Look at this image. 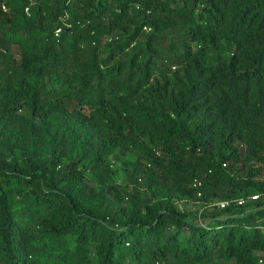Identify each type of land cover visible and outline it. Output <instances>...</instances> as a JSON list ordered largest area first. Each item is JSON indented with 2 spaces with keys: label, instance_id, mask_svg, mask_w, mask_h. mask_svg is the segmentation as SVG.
<instances>
[{
  "label": "trees",
  "instance_id": "obj_1",
  "mask_svg": "<svg viewBox=\"0 0 264 264\" xmlns=\"http://www.w3.org/2000/svg\"><path fill=\"white\" fill-rule=\"evenodd\" d=\"M0 4V264H256L264 0ZM35 120L45 139L18 163ZM115 153L137 157L120 189ZM181 201L208 209L207 222L177 212Z\"/></svg>",
  "mask_w": 264,
  "mask_h": 264
},
{
  "label": "rangeland",
  "instance_id": "obj_2",
  "mask_svg": "<svg viewBox=\"0 0 264 264\" xmlns=\"http://www.w3.org/2000/svg\"><path fill=\"white\" fill-rule=\"evenodd\" d=\"M144 32L145 33L148 32V29L144 30ZM17 53L18 52H17L16 48L13 47L9 54L8 53L4 54V57L10 58V59L11 58L16 59ZM20 120L21 121H18L16 123L11 124L9 127V139L13 142L17 141V143H18V139L20 137L18 129L23 128L24 132H26L28 130V127L24 126L28 120V115L22 113ZM34 123H35V127H36V130H34V134L36 135V139L34 138L33 135L31 136L30 134L29 135L26 134L25 138L21 139L22 140L21 145H23V146L19 149L18 152H16V155H15L16 161L18 163H21V160L25 157V155H27V153L29 152L30 149H32V148L39 149L40 147H36L34 145H36V143L40 144L45 139V134H46V131L48 130V128H47L48 124H43L39 120H35ZM136 159H137V157L134 155L122 156L118 153H115L114 155H112L109 158L110 166H111V170H112L111 183L113 186L120 189V188L127 186L130 183V174L124 168L123 164L128 162V161H134ZM83 186H85L88 191H91L93 189L98 188L97 184L93 183L90 180V178L86 179V181L83 183ZM107 192L109 195H111L109 189ZM141 196L143 197L144 203L148 204L150 199H149L147 193L141 192ZM122 205H124L126 207L130 206V202H129L128 198H126L125 195L123 197ZM14 206L17 207L16 201H15ZM175 209L177 212H185L188 215V219L194 223H197V224H204L205 222H207V220L205 218L201 217L202 213H205V215H209V213H210V211L208 209L203 211V207L199 203H193V202H188V201L176 202ZM89 253H90L91 259H93L94 258L93 247L90 249Z\"/></svg>",
  "mask_w": 264,
  "mask_h": 264
},
{
  "label": "built area",
  "instance_id": "obj_3",
  "mask_svg": "<svg viewBox=\"0 0 264 264\" xmlns=\"http://www.w3.org/2000/svg\"><path fill=\"white\" fill-rule=\"evenodd\" d=\"M0 8L3 12H6V10H7L5 5H3V4H0ZM144 30H147V28H144ZM58 32H59V30L55 31L56 37L58 36ZM199 185H200L199 183H197V184L193 183L194 187L199 186ZM198 196H200V194H198ZM258 197H259V195H251V196H248L246 198L227 199V200H223V201H220L219 203H217L216 207H219L220 209H224L230 205L242 206L248 201L257 200ZM256 264H264V254L257 256Z\"/></svg>",
  "mask_w": 264,
  "mask_h": 264
}]
</instances>
